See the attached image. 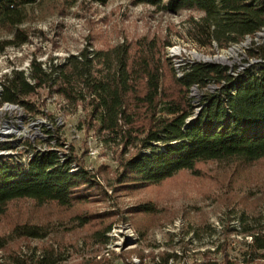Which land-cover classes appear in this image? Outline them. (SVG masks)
Masks as SVG:
<instances>
[{"label": "rangeland", "instance_id": "1", "mask_svg": "<svg viewBox=\"0 0 264 264\" xmlns=\"http://www.w3.org/2000/svg\"><path fill=\"white\" fill-rule=\"evenodd\" d=\"M29 13L21 27L28 41L0 51V82L12 70L22 71L27 77L33 58L47 67L48 62L62 64L85 47L109 53L110 57L113 50L125 48L129 69L131 60H137L142 51L158 68L162 76L160 100L165 101L179 94L166 62L172 68L166 56L171 46H178L189 60L197 53L211 59L206 64L217 66L222 64L213 59L231 47L197 49L190 42L186 30L189 19L200 16L197 12L166 13L148 5H135L132 0H107L104 4L41 0ZM8 38L7 33L0 32V41ZM229 61L233 69L239 63L231 58ZM134 76L140 77V69ZM143 82H136L140 95ZM209 84L192 95L194 108L187 120L194 119L204 95L216 92L208 88ZM31 99L41 111L37 115L28 113L31 119L25 123H38L33 127L38 128L41 137L34 139V145L41 150L59 151L61 157H72L70 172L84 169L93 185L83 186L82 195L70 207L26 199L10 202L0 216V237H10L12 229L23 224L40 226L48 234L43 239L10 237L0 251V264H15L12 257L27 264H37L38 259L54 264H159L161 256L168 253H176L181 259L167 264H194L205 261L201 254L206 251L211 253L208 261L221 264L223 246L229 261L243 264L238 251L251 241L249 235L240 232L243 225H264V158L250 163L201 162L192 171H180L156 185L138 184L132 178L122 180L123 164L138 148L135 137H142L144 132L141 136L133 132L135 139L124 150L114 136L99 133L95 125H90L81 105L71 107L46 88ZM140 118L136 127L141 128L137 131L146 132L150 116L141 114ZM107 137L114 142L105 143ZM28 153L23 159H12L25 165ZM145 206L151 208L150 212L142 211ZM241 215L248 219L241 220Z\"/></svg>", "mask_w": 264, "mask_h": 264}, {"label": "trees", "instance_id": "2", "mask_svg": "<svg viewBox=\"0 0 264 264\" xmlns=\"http://www.w3.org/2000/svg\"><path fill=\"white\" fill-rule=\"evenodd\" d=\"M40 1L0 0V32L9 35L0 41L1 52L28 41V34L21 27L28 21L29 9ZM91 1L104 4L107 0ZM132 3L166 13L179 10L199 13L198 19H189L186 30L197 49L213 45L226 48L264 28V0H132ZM112 53L110 57L109 53L89 51L85 47L69 55L62 64L48 62L47 67L33 58L27 77L22 71L12 70L0 82V104H19L25 113L37 115L41 111L31 97L46 88L71 107L81 105L87 111L90 125H95L99 133L114 136L124 150L135 138L138 140L137 151L123 164L122 175V180L132 178L138 184H159L180 171H192L201 162L250 163L264 158V69L259 76L246 73L233 80L223 67L197 64L177 78L166 59L179 94L163 101L160 100L162 76L145 52L137 60H131V69L127 49H115ZM137 69L140 77L135 78ZM137 79L144 81L142 95L137 90ZM209 83L216 84V92L203 96L197 116L188 121L194 108L189 88L192 85L204 88ZM160 113L165 115L155 117ZM141 114L150 116L146 132L137 131L141 128L136 127ZM133 132H138V136L144 132V135L133 138ZM108 138L105 143L114 142ZM58 152L38 153L25 165L0 157V216L10 202L23 199L70 207L82 195L84 187L93 185L84 169L70 172L72 157L65 155L61 162ZM150 210L147 206L142 209ZM246 219L241 215V220ZM249 219L259 221V218ZM240 232L251 237L243 251H238L241 263L264 262V225H243ZM47 234L40 226L23 224L15 226L10 237L43 239ZM10 237H0V251L5 249ZM222 251L221 264H238L236 260H228L224 246ZM208 254L211 253L201 254L205 261L194 264H218L208 261ZM179 259L176 253H168L161 256L159 264ZM11 261L27 264L16 257ZM37 264L54 263L38 259Z\"/></svg>", "mask_w": 264, "mask_h": 264}, {"label": "bare ground", "instance_id": "3", "mask_svg": "<svg viewBox=\"0 0 264 264\" xmlns=\"http://www.w3.org/2000/svg\"><path fill=\"white\" fill-rule=\"evenodd\" d=\"M177 47H167V49H169L168 51H166V56L169 60H171L172 68L177 78H181L185 71H187L191 66L197 64H206L207 61L209 62L211 60L206 59L204 56L197 53H193L190 58L191 60H189L187 59V54H185L184 51H180ZM246 52H249L248 55H246ZM238 54L240 58L236 59V56ZM230 58L232 61H239V63H237V67L234 69L230 66ZM213 60L216 63L219 62L222 64L221 66H218L226 67L227 69H225L227 74L233 80L244 76L246 73H251L255 76H259L262 69H264V28H261L260 30L255 32L252 36L247 35L240 42L232 44L231 47H229L225 53L221 54L220 56H217ZM228 71H232V73ZM208 88H215L217 90V87L211 84H209ZM197 90L198 87L196 85H192L189 88V98L192 99V97H194L192 95ZM199 109V107L198 109H195L193 117L196 116ZM27 115L28 113H25L23 111V108L19 104H0V157L12 159L14 157V154L11 153L21 150V143L12 142V139H16V132L13 128V125L15 118L27 117ZM36 124L38 123H31L29 126L33 127ZM7 142H9L8 146ZM6 148L7 151H5ZM47 151H49V149L45 150L44 148L41 150L39 149V147H36L33 143V148L29 151L26 159H24L25 164H27L36 154L44 153ZM59 158L62 162L65 156H59ZM249 240H251L250 236Z\"/></svg>", "mask_w": 264, "mask_h": 264}, {"label": "built area", "instance_id": "4", "mask_svg": "<svg viewBox=\"0 0 264 264\" xmlns=\"http://www.w3.org/2000/svg\"><path fill=\"white\" fill-rule=\"evenodd\" d=\"M231 72L232 71H228ZM30 114L27 117L15 118L13 128L16 132V139H12V142H19L21 143V150L15 151L14 157H19V159H23L25 156V152L30 151L33 148L34 139L41 135H39L37 127H30L29 124L26 125L25 123L31 119ZM9 142H7L8 146ZM7 151V148L5 149Z\"/></svg>", "mask_w": 264, "mask_h": 264}, {"label": "water", "instance_id": "5", "mask_svg": "<svg viewBox=\"0 0 264 264\" xmlns=\"http://www.w3.org/2000/svg\"><path fill=\"white\" fill-rule=\"evenodd\" d=\"M189 120H191V119H189ZM189 120H188V121H189Z\"/></svg>", "mask_w": 264, "mask_h": 264}]
</instances>
